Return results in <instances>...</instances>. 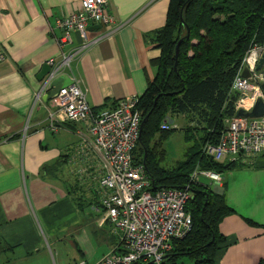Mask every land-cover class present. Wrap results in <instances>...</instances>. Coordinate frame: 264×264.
Returning <instances> with one entry per match:
<instances>
[{
	"label": "crops",
	"instance_id": "1",
	"mask_svg": "<svg viewBox=\"0 0 264 264\" xmlns=\"http://www.w3.org/2000/svg\"><path fill=\"white\" fill-rule=\"evenodd\" d=\"M79 1L0 0V238L12 246L0 264H63L56 261L60 240L69 245L73 263H94L116 242L99 203L98 158L80 150L82 138L90 137L82 123L48 128L52 86L42 92L36 78L45 59L58 53L55 18L77 10ZM106 1L113 21L87 25V44L70 62L91 107L142 93L155 73L149 60L159 49L151 37L163 25L168 3ZM70 35L65 51L83 42L76 32ZM253 162L207 182L233 208L218 224L225 240L214 264L264 259V149Z\"/></svg>",
	"mask_w": 264,
	"mask_h": 264
},
{
	"label": "trees",
	"instance_id": "2",
	"mask_svg": "<svg viewBox=\"0 0 264 264\" xmlns=\"http://www.w3.org/2000/svg\"><path fill=\"white\" fill-rule=\"evenodd\" d=\"M180 38L175 56L174 45ZM151 41L159 53L149 60L155 73L134 104L143 122L131 162L142 165L150 192L186 187L191 194L184 204L190 230L171 241L159 264H183L181 257L190 264H214V255L225 240L218 224L233 208L223 192H215L199 178L190 179V174L195 166L219 174L254 163L214 161L202 147L217 142L224 120L234 114L237 94L230 91V85L243 54L253 44L264 45V0H168L164 23L153 32ZM118 100L104 99L91 109L112 108ZM179 115L187 145L182 158L165 167L162 142L177 129L167 119ZM163 122L168 125L165 130L159 128ZM116 245L117 239L115 250ZM11 248L0 238V255ZM257 264H264V259Z\"/></svg>",
	"mask_w": 264,
	"mask_h": 264
},
{
	"label": "built area",
	"instance_id": "3",
	"mask_svg": "<svg viewBox=\"0 0 264 264\" xmlns=\"http://www.w3.org/2000/svg\"><path fill=\"white\" fill-rule=\"evenodd\" d=\"M112 21L106 0H80L77 10L56 17L54 27L60 32L56 38L58 53L44 61L48 71L40 79V91L48 90L54 79L67 77V83L60 84L49 98L51 109L46 113L47 126L54 130L55 123L60 121L84 125L90 140L83 137L82 147L86 150L82 147L80 150L89 151L98 158L99 203L103 219L117 239V250L112 248L94 263L78 260L75 264H140L148 261L159 264L171 241L190 230L191 220L184 204L191 194L186 187H161L150 192L149 179L142 165L132 164L131 150L138 137L140 122L139 112L134 107L137 96L119 99L114 107L93 112L85 90L70 71L72 58L87 44V25L106 26ZM71 32H76L83 42L65 51L63 46L71 43ZM262 49L263 46L253 44L243 54L230 85V91L237 94L234 114L224 120V129L217 142L202 147L203 153L214 161L249 165L264 149V115L253 118L235 115L238 108L249 110L256 98L264 102L260 87L262 78L255 69ZM243 68L247 77L241 75ZM159 128L165 130L168 125L163 122ZM84 171L85 168L77 170ZM200 177L215 183L220 180L218 173L195 166L190 179Z\"/></svg>",
	"mask_w": 264,
	"mask_h": 264
},
{
	"label": "rangeland",
	"instance_id": "4",
	"mask_svg": "<svg viewBox=\"0 0 264 264\" xmlns=\"http://www.w3.org/2000/svg\"><path fill=\"white\" fill-rule=\"evenodd\" d=\"M261 46H263V48H264V45H261ZM181 119H182V117H178L175 119H173V118L167 119L168 122L171 124H174L177 127V129L175 131H173L171 133V135L169 137H167L162 142V148L165 150V158H164V161L162 162V164L165 167H171L174 165L175 161L181 159L184 147H186V145H187V143H185L183 140L182 131L185 127V124H184V122H182ZM188 144H189V142H188ZM199 181L205 182V183L209 182L204 177H200ZM115 239H116V237H115ZM63 242H64L63 240H60L57 242V244H59L57 247L60 249V251L58 252V255L56 257L57 263L59 262V263H63V264H75L76 261L73 263L71 256H69V253H70L69 245L65 248V245L63 244ZM100 248L102 249L103 247H100ZM100 248H98L97 253H98V251H100ZM180 260L183 262V264H190L188 258H186V257H181ZM50 263H51V259H50Z\"/></svg>",
	"mask_w": 264,
	"mask_h": 264
},
{
	"label": "water",
	"instance_id": "5",
	"mask_svg": "<svg viewBox=\"0 0 264 264\" xmlns=\"http://www.w3.org/2000/svg\"><path fill=\"white\" fill-rule=\"evenodd\" d=\"M91 28H99V25L97 24H94L93 27ZM87 30H88V27H87ZM187 34L184 35V37H186ZM181 38L178 39L174 45V55L176 56V53H177V46L180 42ZM255 69L260 73L261 75V82H260V87L264 93V48L257 60V63L255 65ZM48 71V66L43 63L41 66H40V69L36 75V78L38 80H40L43 75ZM241 75L244 76V77H247L248 73L246 71L245 68L242 69L241 71ZM61 83V77L57 78V79H54L52 82H51V89L50 91L48 92V94L46 96H52L54 94V92L57 90L58 86L60 85ZM242 96V95H241ZM235 115L237 116H244V117H249V118H253V117H258V116H262L264 115V102L260 99V98H256L250 109L247 110V111H243L242 109H237L236 112H235ZM142 122H143V118L140 120L139 122V130L141 128V125H142ZM149 263H152L154 264L152 261H148Z\"/></svg>",
	"mask_w": 264,
	"mask_h": 264
}]
</instances>
